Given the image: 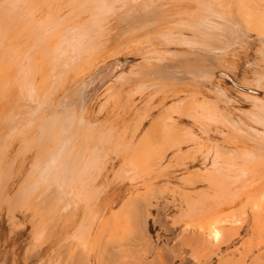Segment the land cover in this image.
Segmentation results:
<instances>
[{
    "label": "bare ground",
    "instance_id": "obj_1",
    "mask_svg": "<svg viewBox=\"0 0 264 264\" xmlns=\"http://www.w3.org/2000/svg\"><path fill=\"white\" fill-rule=\"evenodd\" d=\"M165 2L173 5L162 9ZM74 6L80 8L78 17L83 12L92 14L88 23L78 22ZM230 6V0H0V184L5 185L4 178L12 169L16 150L15 155L21 154L23 160L34 155L19 194L29 191L33 196L40 188L55 191L58 202L67 207L73 199L82 201L87 213L79 226L88 230L86 219H97L95 209L110 190L100 184L107 167L103 158L107 149L121 139L134 116L126 114L110 122L91 119L89 101L93 86L113 76L118 66L113 62L100 69L99 65L107 58L135 50L143 56L144 64L133 67L130 74L118 75L112 83L114 89L120 91L137 79V92L162 94L166 98L168 93L181 91L186 81L193 82V90H198L204 80L212 81L218 67L233 71L236 66L226 62L228 56L245 48L253 33L259 40L258 70L253 72L252 79H246L248 92H241L247 98L257 99L250 88L264 89V69L260 67L264 63V13L258 15L241 4L238 12L246 22L242 25L227 12ZM66 9L69 12L63 17ZM40 12L44 15L38 19ZM162 16L176 20L175 30L163 24ZM144 29L150 32L149 42L140 45L139 34ZM152 37L157 40L151 42ZM159 45L167 49L186 47L187 51L163 54ZM215 94L214 100L203 103L193 95L180 99L166 109L171 113L169 117L159 118L161 121L157 123L158 119L150 126L154 129L149 137L140 138L152 142H144L152 149H142L143 154L149 153L142 161L147 158L143 162L153 169L164 161L166 151L175 146L183 147L186 142L198 145L189 128L176 127L175 123L190 118L200 123L203 108L212 114V121L231 130L222 134L227 145L211 144L214 154L211 158L210 150L206 154L215 173L202 179L218 192L213 196L197 192L186 197L187 211L182 220H187L184 224L199 233L200 240L191 250L192 257L201 264L210 263L206 256L208 244L216 249L221 245L229 247L242 231V220H235L233 215L230 216L234 219L220 217L228 215L224 211L243 197L251 206L252 226L246 228L254 235L252 239L256 236L258 240L255 250L264 248V108L251 113L250 125L221 108V103L231 101L224 89L219 88ZM135 150L138 152L139 148ZM138 154L143 156L134 155L139 158ZM8 162L10 166L6 165ZM167 167L162 166L155 179L164 177ZM139 170L141 176L143 166ZM128 180L138 181L133 177ZM119 215V210L114 211L111 218L118 220ZM202 241L207 243L203 247ZM251 246L241 252L239 260L227 259L221 264H264L262 253L254 256ZM165 258L172 261L170 254H165L163 261Z\"/></svg>",
    "mask_w": 264,
    "mask_h": 264
},
{
    "label": "rangeland",
    "instance_id": "obj_2",
    "mask_svg": "<svg viewBox=\"0 0 264 264\" xmlns=\"http://www.w3.org/2000/svg\"><path fill=\"white\" fill-rule=\"evenodd\" d=\"M230 1L232 6L227 9V12L242 25L246 22L238 12V6L241 4L246 5L250 11L258 15L264 13V0ZM172 5L173 3L165 2L161 7L165 9ZM73 8L80 24L90 21L92 16L90 12H83L82 16L78 17L80 8L77 6ZM68 12L66 9L63 17ZM43 15L44 13L40 12L38 19H41ZM162 18L165 19L163 24L167 28L175 30L177 26L175 19L167 16H162ZM148 29L140 32L138 44L149 42ZM250 34L252 35L248 39L250 43L245 48L233 51L227 58L226 62L236 66L233 71L225 66L218 67L213 71L212 81L204 80L198 90H193V82L186 81L187 84L180 87L181 91L168 93L166 98L162 94L137 92L135 86L139 83L137 79L127 83L120 91L114 89L112 83L118 75L130 74L133 67L144 64L143 56L138 55L135 50L101 62L100 69L113 62L118 66L114 69L113 76L97 81L93 86L89 101L92 110L91 119L98 122H110L118 116L122 117L126 114L134 116L129 119L127 130L121 139L116 140L113 146L107 149L108 154L103 158L107 167L100 184L107 185L110 190L103 197L99 208L95 209L97 219H86L85 226L88 230L84 231L80 229V226L87 209L82 201L78 202L73 199L72 205L67 207L62 201L58 202L55 191L40 188L34 192L33 196L29 191H25V196L24 191L22 195L19 194V186L28 176L35 156L23 160L21 154L15 155L16 150L13 153L12 169L4 178L5 185L0 184V264H136V261L139 264H161L162 262L164 264H201L192 257L191 250L196 241L200 240L199 233L184 224L187 220H182V216L187 211L186 197L195 195L197 192H205L212 196L218 192L202 179V176L210 175L211 172L215 173L212 163L209 162V158L214 154L213 147L217 142L227 145L222 134L231 130L228 126L212 121L209 118L212 114L207 113L203 108L200 123L191 118L179 121L180 124L175 123V126L178 124L176 127L189 128L195 135L198 145L186 142L183 147L175 146L170 151H166L164 161L153 169L145 164L147 158L143 159L145 162L142 161L144 155L149 154L148 152L143 154L145 152L143 150L151 147L149 146L151 141L140 138L144 136L146 138V135L149 137L153 133L152 124L159 118L169 117L171 113L166 109L170 105L177 103L187 95H193L201 103L214 100L219 88L224 89L231 100L227 104L221 103V108L228 109L236 119L239 118L252 125L251 113L264 108V89L256 86L250 88L251 94L257 99L242 95L247 91L246 79H252L253 72L258 70L256 62L259 56V40L257 35ZM153 40H157V37H152L150 41ZM158 49L163 54L172 51H187L186 47L181 46H171L167 49L159 45ZM260 67L264 69V63ZM194 91H197L196 94H192ZM172 116L179 119L177 115ZM160 119L157 123L161 121ZM205 127L209 130L208 132H205ZM255 128L263 130L260 127ZM145 141L149 142V145L144 144ZM140 144L143 146H139ZM211 144L213 147L210 146ZM137 146L141 152L143 151L142 153L139 152ZM196 146H202L203 149L197 150ZM134 149L138 152L135 150V153ZM209 150L210 154L207 159L206 154ZM137 153L143 154V156L138 154L141 157L140 161V157L135 156ZM134 156L137 157L140 166L137 165ZM6 165L11 164L8 162ZM141 165L143 171L140 176L138 170L142 169ZM166 165L168 171L166 169L164 172L165 176L155 179L156 173ZM128 177L137 178L138 181L132 183ZM238 202L227 208V212L224 211L229 216L223 213L225 217L221 216L220 219L235 218L236 220L238 218L244 222L242 223L243 229L239 231L229 247L221 245L216 249L211 244L206 246L208 249L206 256L210 258L209 264H221L227 259L239 260L241 252H244V249L248 251L246 248L249 249L250 244L254 249L251 254L255 256L262 253L264 260V248L260 251L255 250L258 240L255 239L256 236L252 239L254 235L252 236L251 231H248V228L252 226L249 211L251 206L246 197ZM118 210L119 219H112V213L114 211L117 213ZM87 220L92 223L88 224ZM251 239L253 242L249 244ZM201 243L202 247L207 244L203 241ZM165 254H170L172 261L167 258L163 261ZM250 262L251 260L248 261Z\"/></svg>",
    "mask_w": 264,
    "mask_h": 264
}]
</instances>
